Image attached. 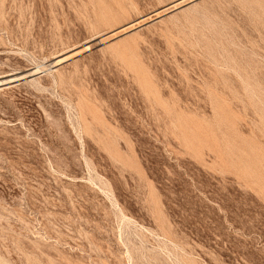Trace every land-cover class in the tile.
I'll return each mask as SVG.
<instances>
[{
    "label": "rangeland",
    "instance_id": "374dc122",
    "mask_svg": "<svg viewBox=\"0 0 264 264\" xmlns=\"http://www.w3.org/2000/svg\"><path fill=\"white\" fill-rule=\"evenodd\" d=\"M0 264H264V0H0Z\"/></svg>",
    "mask_w": 264,
    "mask_h": 264
},
{
    "label": "bare ground",
    "instance_id": "6f19581e",
    "mask_svg": "<svg viewBox=\"0 0 264 264\" xmlns=\"http://www.w3.org/2000/svg\"><path fill=\"white\" fill-rule=\"evenodd\" d=\"M34 72V71H33Z\"/></svg>",
    "mask_w": 264,
    "mask_h": 264
}]
</instances>
